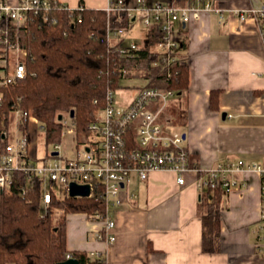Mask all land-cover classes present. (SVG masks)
<instances>
[{"label":"crops","instance_id":"0c3cea01","mask_svg":"<svg viewBox=\"0 0 264 264\" xmlns=\"http://www.w3.org/2000/svg\"><path fill=\"white\" fill-rule=\"evenodd\" d=\"M59 1L70 7L108 4V0ZM125 1L135 6L138 0ZM145 1L188 5L186 0ZM209 1L211 10L201 8L192 20L174 24L177 37L186 44L182 57L190 82L187 90L171 99L175 108L168 106L165 127L186 134L191 166L206 170L239 159L263 162L264 39L258 24L241 20L236 11L260 6L264 0ZM212 90L220 92L218 109L210 105ZM197 175L190 171L184 185L167 171H155L147 180L133 175L128 188L137 198H125L112 210L117 239H96L101 222L86 213H69L68 249L100 254L107 264H264L261 176L252 170L228 174L243 184L225 192L220 250L205 252L201 194L207 192L211 200L215 191L197 188Z\"/></svg>","mask_w":264,"mask_h":264},{"label":"trees","instance_id":"16d2710c","mask_svg":"<svg viewBox=\"0 0 264 264\" xmlns=\"http://www.w3.org/2000/svg\"><path fill=\"white\" fill-rule=\"evenodd\" d=\"M186 1L188 5L197 3L196 0ZM65 6L57 0L48 11H30L24 23L11 29L13 37L27 51V75L15 84L0 88V137L4 130H10L13 113L17 110L37 119L47 144L62 142L64 125L58 117L65 113L70 115L73 109L76 137L88 135L89 124L98 118L107 104L108 90L120 88L123 78L140 76L146 79V86L167 87L177 93L189 88L187 62L176 63L170 75L161 64L155 65L160 61V55L152 51V46L164 35L161 25L154 24L147 30L139 42L137 58L131 59L105 41L108 20L115 26L130 27L131 19L127 15L114 13L109 17L103 8L85 5L83 10L71 14ZM120 14L121 21L118 20ZM175 37L183 52L184 39ZM139 64L147 72L132 74L130 68ZM219 95L218 90L211 91L213 109L219 108ZM19 125L21 131L27 133L28 118H21ZM17 176L9 190L0 192V264H56L66 260L68 254L77 258L80 264H107L104 257L69 250L67 246L66 215L86 213L93 221L101 220L105 213L103 195L58 197L54 193L45 212L42 183L35 180L29 184L23 172ZM226 191L220 177L213 199L210 200L205 191L201 194L202 247L205 252L220 250Z\"/></svg>","mask_w":264,"mask_h":264},{"label":"built area","instance_id":"2783aa9c","mask_svg":"<svg viewBox=\"0 0 264 264\" xmlns=\"http://www.w3.org/2000/svg\"><path fill=\"white\" fill-rule=\"evenodd\" d=\"M56 2L57 0H17L16 2L0 0V21H4L0 22V88L15 84L27 75L25 64L27 51L19 40L13 37L11 29L24 23L30 11L35 13L48 11ZM196 2L195 5H177L138 0L135 6H129L125 0H108V4L103 8L108 16L124 13L131 19V26H115L109 19L105 41L111 47H115L120 54L135 59L139 42L135 38L127 39V31L136 24V21H140V27L145 29L144 38L152 25H161L164 35L152 46V51L160 55V61L155 62V65L161 64L170 75L171 68L176 63H186L182 57L180 41L175 37L174 24L192 20L193 15L199 14L201 8L211 10L209 0H196ZM84 7L83 4L77 7L67 5L65 9L73 14L76 10H83ZM236 13L241 20L255 21L264 39V3L237 10ZM79 20H81L80 15ZM118 20H122L121 14ZM130 71L134 75L137 72L140 74L147 72L140 64L131 67ZM115 91L108 90L107 104L98 118L89 124L88 135L76 137L74 117L63 115L62 136L73 135L75 144L71 146L76 151L73 157L63 153L65 147L62 142L50 143L52 146L50 151H46L42 157H33L29 150L28 134L22 132L19 125L21 118L29 119L33 116H28L19 110L13 113L17 128L15 141L9 140V131L6 130L0 137V192L9 190L14 180L18 178L17 174L23 172L27 175L29 184L35 180L42 183L43 210L47 212L54 193L58 197L70 196L71 182L89 184L90 194L86 197L97 193L103 195L105 213L98 221L102 225L95 231V236L96 239L107 242H114L117 239L114 232L116 220L112 210L121 206L125 198L129 201L137 198V194L130 192L128 188L133 175L147 180L155 171H167L176 175L179 185H184L187 174L194 171L198 174L195 186L213 194L216 181L220 177L223 179V186L229 191L243 183L228 174L252 170L262 178L264 196V161L247 162L239 159L234 162H221L206 170L190 165V150L186 144V136L179 131H168L164 124V116L170 100L177 94L175 90L143 85L136 89L135 95L126 105L115 104ZM5 140L6 143L3 142ZM54 152L58 153L54 154ZM58 187L63 190L62 195L59 194ZM70 257L71 254H68V258Z\"/></svg>","mask_w":264,"mask_h":264},{"label":"rangeland","instance_id":"374dc122","mask_svg":"<svg viewBox=\"0 0 264 264\" xmlns=\"http://www.w3.org/2000/svg\"><path fill=\"white\" fill-rule=\"evenodd\" d=\"M145 33V29L140 27V21H136V24L127 31V34L131 38H135L138 42H141ZM146 79L140 76H132L128 78H123L121 81L122 86L115 91V104L116 105H126L128 101L133 98L136 93V89L145 85ZM175 101L171 100L169 105L172 109L175 108ZM65 116H69V113H65ZM9 140L14 142L15 135L17 134L16 128V118H12L9 128ZM27 134L30 140L29 150L33 154V157H42L46 151H50L52 146L50 143H46L44 130L41 128L39 122L36 118L30 117L28 119V130ZM62 144L65 147L63 153L69 157L76 155V151L71 145L75 144L73 135L67 134L63 137ZM63 147V148H64ZM59 194H63L61 188H57ZM69 214V213H68ZM67 214V215H68ZM66 215V219H67Z\"/></svg>","mask_w":264,"mask_h":264},{"label":"water","instance_id":"95a60500","mask_svg":"<svg viewBox=\"0 0 264 264\" xmlns=\"http://www.w3.org/2000/svg\"><path fill=\"white\" fill-rule=\"evenodd\" d=\"M227 113H223V118L226 117ZM71 117L75 116L74 109L71 110L70 113ZM59 120L63 118V114L59 115ZM186 136V134H184ZM58 152H54V154H57ZM90 194V185L89 184H80L76 182H71L70 184V196L72 197H86ZM56 264H80L79 260L75 257L67 258L64 261L57 262Z\"/></svg>","mask_w":264,"mask_h":264}]
</instances>
